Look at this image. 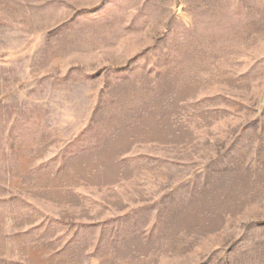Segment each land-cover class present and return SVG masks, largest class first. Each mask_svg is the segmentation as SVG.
<instances>
[{
	"label": "rangeland",
	"instance_id": "1",
	"mask_svg": "<svg viewBox=\"0 0 264 264\" xmlns=\"http://www.w3.org/2000/svg\"><path fill=\"white\" fill-rule=\"evenodd\" d=\"M0 264H264V0H0Z\"/></svg>",
	"mask_w": 264,
	"mask_h": 264
}]
</instances>
